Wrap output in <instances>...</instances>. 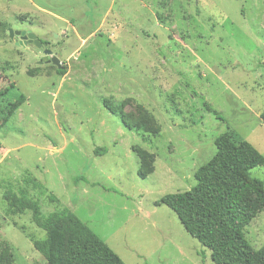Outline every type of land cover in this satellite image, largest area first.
Here are the masks:
<instances>
[{
  "label": "rangeland",
  "instance_id": "rangeland-1",
  "mask_svg": "<svg viewBox=\"0 0 264 264\" xmlns=\"http://www.w3.org/2000/svg\"><path fill=\"white\" fill-rule=\"evenodd\" d=\"M9 30L46 42L65 74ZM10 84L25 99L0 127V248L13 264H46L32 244L45 234L8 213L9 189L42 218L67 208L124 264H214L159 201L195 185L221 134L264 157V0H0V90ZM249 175L264 188V165ZM244 237L264 245V210Z\"/></svg>",
  "mask_w": 264,
  "mask_h": 264
},
{
  "label": "trees",
  "instance_id": "trees-1",
  "mask_svg": "<svg viewBox=\"0 0 264 264\" xmlns=\"http://www.w3.org/2000/svg\"><path fill=\"white\" fill-rule=\"evenodd\" d=\"M56 73L63 76L65 71L59 69ZM13 88L10 84L0 90V127L25 100L22 94L9 97ZM205 107L211 112L208 104ZM120 119L126 124L123 115ZM259 120L264 125V110ZM149 124L142 117L133 125H126L143 136L154 134ZM214 146V156L194 174L195 185L182 193L164 195L159 203L174 212L187 234L209 251L214 264H264V245L254 251L244 237V229L264 210V188L249 175V171L264 165V157L249 143L227 133L219 135ZM95 153L102 155L107 150ZM137 157V174L145 179L152 168L142 152ZM48 199L57 202L53 195ZM3 200L10 215L29 212L31 222L45 234L44 240L32 244L46 264H124L67 208L54 210L42 218L39 202L30 198L25 189L16 192L9 189ZM0 264H13L7 247L0 248Z\"/></svg>",
  "mask_w": 264,
  "mask_h": 264
},
{
  "label": "water",
  "instance_id": "water-1",
  "mask_svg": "<svg viewBox=\"0 0 264 264\" xmlns=\"http://www.w3.org/2000/svg\"><path fill=\"white\" fill-rule=\"evenodd\" d=\"M9 37L10 39H13L14 37H20L22 41L28 40L29 44H32L37 49H42L43 45L42 43L36 38L34 34L31 32H25V31H12L9 30ZM45 56H50V62L52 65L58 67V70L61 69V63L60 60L52 55V52L49 50L43 51Z\"/></svg>",
  "mask_w": 264,
  "mask_h": 264
},
{
  "label": "flooded vegetation",
  "instance_id": "flooded-vegetation-1",
  "mask_svg": "<svg viewBox=\"0 0 264 264\" xmlns=\"http://www.w3.org/2000/svg\"><path fill=\"white\" fill-rule=\"evenodd\" d=\"M18 38H19V42L22 43L23 45H27V44H29V43H28V40H26V41H22V40L20 39V37H18ZM41 42H43V41H41ZM30 45H32V44H30ZM42 45H43V44H42ZM32 46H33V45H32ZM44 47H45V45H43L42 49H40V50L44 51Z\"/></svg>",
  "mask_w": 264,
  "mask_h": 264
}]
</instances>
